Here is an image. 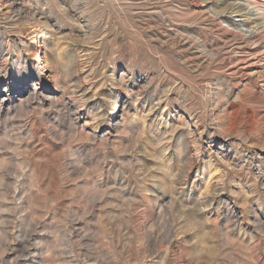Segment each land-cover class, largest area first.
Returning a JSON list of instances; mask_svg holds the SVG:
<instances>
[{
	"label": "rangeland",
	"instance_id": "obj_1",
	"mask_svg": "<svg viewBox=\"0 0 264 264\" xmlns=\"http://www.w3.org/2000/svg\"><path fill=\"white\" fill-rule=\"evenodd\" d=\"M17 3L0 83L39 82L0 110V259L264 264V0Z\"/></svg>",
	"mask_w": 264,
	"mask_h": 264
},
{
	"label": "bare ground",
	"instance_id": "obj_2",
	"mask_svg": "<svg viewBox=\"0 0 264 264\" xmlns=\"http://www.w3.org/2000/svg\"><path fill=\"white\" fill-rule=\"evenodd\" d=\"M11 1V5L16 7L18 6V3H17V0H9ZM10 7V6H9ZM230 7V6H229ZM17 9V7H16ZM241 9V8H240ZM24 10V9H23ZM239 10V9H238ZM233 11V10H232ZM24 12V11H23ZM22 11H18V16H21L23 14ZM17 13V12H16ZM245 16V15H244ZM13 17V16H12ZM241 17V16H240ZM18 18V17H17ZM226 18V17H225ZM12 19V18H11ZM249 19V18H248ZM262 19V18H261ZM246 21V20H245ZM252 21V19H251ZM37 22V21H36ZM39 22V21H38ZM45 23V22H43ZM250 23V22H249ZM261 23V22H260ZM243 24V23H242ZM245 24V23H244ZM260 25V24H258ZM244 26V25H243ZM255 26V25H254ZM251 27V26H250ZM246 37V35H245ZM248 37V36H247ZM250 37V36H249ZM253 37V36H252ZM258 39V38H257ZM251 42V41H250ZM257 42V40H256ZM255 43V42H254ZM237 44V43H236ZM248 46V45H247ZM243 48V47H242ZM256 73V72H255ZM258 73V72H257ZM259 74V73H258ZM38 82L39 80L35 77V76H27V82L26 84H24V89H21L20 91H17L15 89V86L11 83V82H8V81H2L0 83V87H2V90H0V110L2 109L3 105L6 104V101L11 99V97L13 98V95L15 94V92L17 91V93L20 94V96H28V98L30 97V99L33 96V92L35 93V90L34 91H31V87H27V84H31L32 86L36 87L38 85ZM4 83V85H3ZM3 87H5V89L3 90ZM14 91V93H13ZM27 98V99H28ZM35 98V97H34ZM21 100V99H20ZM33 239L31 237H29V239H26V240H19V242L17 243V246L11 250H9L10 252H4L1 259H0V264H26V260L28 258H30V256L32 254L35 253V249L34 251L31 250V248H27V246H29L31 244V241ZM16 244V242H15ZM7 245V244H6ZM5 245V246H6ZM19 248H21V250L24 251V253L21 256V259L19 256H17L19 254H17V250H20ZM29 250V251H28ZM36 255V253L34 254V256ZM32 258H34L32 256ZM25 263H24V262Z\"/></svg>",
	"mask_w": 264,
	"mask_h": 264
}]
</instances>
